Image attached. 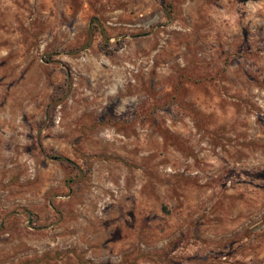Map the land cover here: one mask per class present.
Returning a JSON list of instances; mask_svg holds the SVG:
<instances>
[{"label":"rangeland","instance_id":"374dc122","mask_svg":"<svg viewBox=\"0 0 264 264\" xmlns=\"http://www.w3.org/2000/svg\"><path fill=\"white\" fill-rule=\"evenodd\" d=\"M0 264H264V0H0Z\"/></svg>","mask_w":264,"mask_h":264}]
</instances>
